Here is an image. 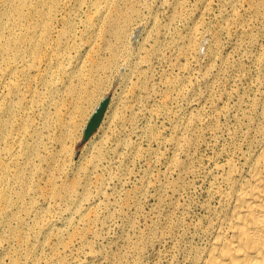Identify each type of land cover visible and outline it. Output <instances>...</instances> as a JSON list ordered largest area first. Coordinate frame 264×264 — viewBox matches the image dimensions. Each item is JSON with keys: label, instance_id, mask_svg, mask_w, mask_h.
<instances>
[{"label": "rangeland", "instance_id": "rangeland-1", "mask_svg": "<svg viewBox=\"0 0 264 264\" xmlns=\"http://www.w3.org/2000/svg\"><path fill=\"white\" fill-rule=\"evenodd\" d=\"M96 1L82 0L69 22L76 47L71 60L84 54L87 18ZM126 3L134 4L133 21L119 42L111 31L105 36L116 50L112 56L99 51L108 66L96 75L93 106L70 126L69 138L62 139L63 125L57 124L40 147L43 156L61 155L64 172L53 175L58 184H70L84 181L78 167L102 145L101 159L85 179L98 217L75 225L60 242L30 237L35 264H192L222 206L230 204L235 166L257 149L264 127V0ZM190 33L193 44L187 41ZM88 66L86 61V72ZM105 96L96 126L83 139L93 108ZM55 100L65 107L70 101ZM38 164L23 187L25 203L49 206L60 225L70 217V205L63 195L44 199L48 165ZM229 165L234 172L227 182Z\"/></svg>", "mask_w": 264, "mask_h": 264}, {"label": "bare ground", "instance_id": "bare-ground-1", "mask_svg": "<svg viewBox=\"0 0 264 264\" xmlns=\"http://www.w3.org/2000/svg\"><path fill=\"white\" fill-rule=\"evenodd\" d=\"M126 1L95 2L94 14L87 18L84 54L71 60V51L76 47L74 28L69 22L82 0H0V264L6 257L9 264H21L22 260L35 264L36 249L28 246L30 237L60 242L64 234L74 231L75 225H85L98 217L94 207L98 205H92L86 197L85 179L101 159L102 145L96 144L95 154L78 167L84 181L70 184H58L53 175L64 172L61 155L43 156L40 147L44 136L57 124L63 125L62 139L69 138L70 126L93 106L100 81L96 75L108 66V59L101 58L99 51L105 48L112 56L116 50L105 36L111 31L119 42L125 38V26L133 21L134 4ZM259 10L256 6L255 11ZM233 16L231 11L225 21ZM136 30L130 34V41L136 40ZM194 40L195 34L190 33L187 41L193 44ZM139 74L142 76L143 71L139 70ZM55 96L68 97L67 107ZM104 99L107 96L93 108L90 118ZM63 108L65 120L61 118ZM43 161L49 176L44 199H61L63 195L70 205V217L60 225L49 215V206L25 203L28 189L23 187ZM229 166L227 182L234 172ZM222 208L206 246L195 253L192 264H264V127L257 149L246 156L241 167L235 166L230 204Z\"/></svg>", "mask_w": 264, "mask_h": 264}, {"label": "water", "instance_id": "water-1", "mask_svg": "<svg viewBox=\"0 0 264 264\" xmlns=\"http://www.w3.org/2000/svg\"><path fill=\"white\" fill-rule=\"evenodd\" d=\"M106 101L107 99H104L100 106L97 108V110L95 111V113L92 115V117L90 118L89 122L87 123V126L84 130V133H83V139L87 138L89 136V134L91 133V131L94 129V127L96 126L100 116H101V113L105 107V104H106Z\"/></svg>", "mask_w": 264, "mask_h": 264}]
</instances>
